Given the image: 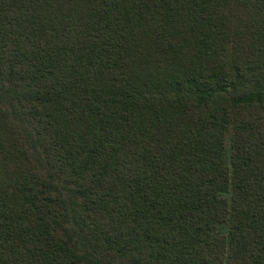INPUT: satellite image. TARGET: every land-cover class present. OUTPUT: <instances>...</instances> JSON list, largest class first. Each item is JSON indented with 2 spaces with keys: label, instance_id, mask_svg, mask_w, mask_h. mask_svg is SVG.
I'll return each instance as SVG.
<instances>
[{
  "label": "trees",
  "instance_id": "obj_1",
  "mask_svg": "<svg viewBox=\"0 0 264 264\" xmlns=\"http://www.w3.org/2000/svg\"><path fill=\"white\" fill-rule=\"evenodd\" d=\"M0 264H264V0H0Z\"/></svg>",
  "mask_w": 264,
  "mask_h": 264
}]
</instances>
